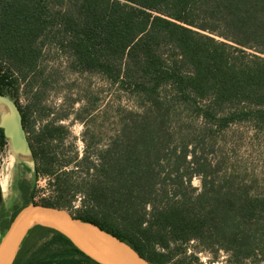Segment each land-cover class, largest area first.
<instances>
[{
  "label": "trees",
  "instance_id": "16d2710c",
  "mask_svg": "<svg viewBox=\"0 0 264 264\" xmlns=\"http://www.w3.org/2000/svg\"><path fill=\"white\" fill-rule=\"evenodd\" d=\"M57 3L55 9L49 0H0V95L11 93L16 73L34 69L51 36L68 55L71 70L104 76L141 107L128 113L121 137L97 153L99 179L83 193L85 209L75 217L148 264H182L185 257L175 260L177 250L191 241L243 254L255 238L264 243V198L235 193L226 199L209 186V164L195 151L172 153L170 176L179 193H156L153 174L162 153L159 127L177 109L191 111L215 131L242 121L264 123V0ZM20 113L39 171L48 174L46 141L55 128L33 135ZM7 143L0 128V154ZM184 162L190 170L180 172ZM192 176L200 178L201 189L184 193ZM19 186L18 203L6 209L0 199L2 236L17 212L34 203ZM64 196L56 193L44 205L67 208ZM12 264L98 263L61 233L36 225Z\"/></svg>",
  "mask_w": 264,
  "mask_h": 264
},
{
  "label": "rangeland",
  "instance_id": "374dc122",
  "mask_svg": "<svg viewBox=\"0 0 264 264\" xmlns=\"http://www.w3.org/2000/svg\"><path fill=\"white\" fill-rule=\"evenodd\" d=\"M58 1L49 0L51 7L56 9ZM68 62L66 52L49 36L34 69L16 73L11 93L3 95L26 114L33 135L45 126L55 128L53 138L46 141L48 174L39 171L40 161L34 159L31 149L19 154L8 140L0 154V181H6L0 199L6 209L16 204L19 185L23 184L27 188L25 199L38 204L52 201L56 193H64L69 201L64 209L77 215L85 209L83 193L98 178L97 153L121 137L122 123L129 112L141 111L134 96L100 74L71 70ZM7 114L8 108L0 103V122ZM207 127L200 117L184 109L163 118L158 131L162 153L153 166L158 181L154 191H181L170 176L175 173L172 153L186 147L195 151L199 159L206 160L209 186L226 199L235 193L264 198V123L242 121L220 131ZM26 134L30 138V133ZM186 162L180 165V172L190 170ZM183 189L184 193H198L200 178L192 176L188 187ZM182 257H185L182 264H264V243L255 238L243 254L232 248L203 249L200 243L191 241L177 250L175 260Z\"/></svg>",
  "mask_w": 264,
  "mask_h": 264
},
{
  "label": "water",
  "instance_id": "95a60500",
  "mask_svg": "<svg viewBox=\"0 0 264 264\" xmlns=\"http://www.w3.org/2000/svg\"><path fill=\"white\" fill-rule=\"evenodd\" d=\"M8 114L0 128L15 152L29 153V141L16 103L0 95ZM36 225L45 226L64 235L82 253L98 264H148L129 246L105 233L97 226L81 221L70 211L38 203H28L11 220L0 238V264H12L27 232Z\"/></svg>",
  "mask_w": 264,
  "mask_h": 264
},
{
  "label": "bare ground",
  "instance_id": "6f19581e",
  "mask_svg": "<svg viewBox=\"0 0 264 264\" xmlns=\"http://www.w3.org/2000/svg\"><path fill=\"white\" fill-rule=\"evenodd\" d=\"M0 103H2L1 99H0ZM5 184H6V181L3 180V181H0V192H4V187H5Z\"/></svg>",
  "mask_w": 264,
  "mask_h": 264
}]
</instances>
